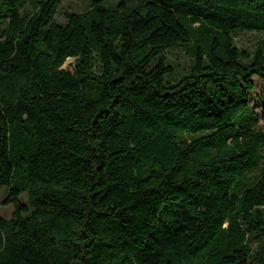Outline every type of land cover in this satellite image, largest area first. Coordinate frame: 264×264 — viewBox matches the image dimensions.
I'll list each match as a JSON object with an SVG mask.
<instances>
[{
  "label": "trees",
  "instance_id": "trees-1",
  "mask_svg": "<svg viewBox=\"0 0 264 264\" xmlns=\"http://www.w3.org/2000/svg\"><path fill=\"white\" fill-rule=\"evenodd\" d=\"M61 3L0 0V264H264V0Z\"/></svg>",
  "mask_w": 264,
  "mask_h": 264
},
{
  "label": "rangeland",
  "instance_id": "rangeland-1",
  "mask_svg": "<svg viewBox=\"0 0 264 264\" xmlns=\"http://www.w3.org/2000/svg\"><path fill=\"white\" fill-rule=\"evenodd\" d=\"M119 0H106L107 5H114ZM90 6V0H62V3L56 14V20L60 23L66 22V13L67 12H81L88 9ZM264 38V32L259 31H240L235 36L236 44L239 48L252 50ZM169 61L176 67L177 73L180 75L185 71L186 68L190 66V57L186 54L184 47H176L171 49L168 52ZM73 59H69L67 64ZM255 88L250 91L249 101L251 106L260 111V108L263 104V94H264V81L258 76L253 78ZM262 162L259 168H257L252 173V178H256L264 173V150L262 151ZM8 194V189L2 187L0 189V217L10 219L14 212L15 206L13 204H6L5 199ZM22 200L27 202V195L22 196Z\"/></svg>",
  "mask_w": 264,
  "mask_h": 264
}]
</instances>
